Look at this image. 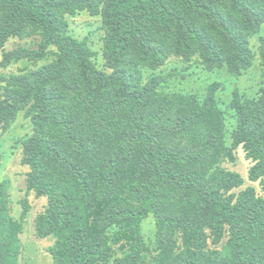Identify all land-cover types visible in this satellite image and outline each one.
Masks as SVG:
<instances>
[{"label": "trees", "instance_id": "1", "mask_svg": "<svg viewBox=\"0 0 264 264\" xmlns=\"http://www.w3.org/2000/svg\"><path fill=\"white\" fill-rule=\"evenodd\" d=\"M84 11L102 18L111 73L69 33L67 17ZM263 25L264 0H0V50L10 38L37 39L4 51L0 68L57 49L48 64L0 74V130L22 112L33 129L23 163L28 190L48 199L35 229L57 239L55 264H264V198L252 186L231 193L245 181L221 166L244 147L249 180L264 191V85L252 96L235 88L222 108V83L182 92L176 69L155 73L171 58H199L240 78L257 35L264 68ZM8 190L0 181V264H18L28 205L15 221ZM150 216L154 248L142 231Z\"/></svg>", "mask_w": 264, "mask_h": 264}, {"label": "rangeland", "instance_id": "2", "mask_svg": "<svg viewBox=\"0 0 264 264\" xmlns=\"http://www.w3.org/2000/svg\"><path fill=\"white\" fill-rule=\"evenodd\" d=\"M69 23V33L71 36L79 40H87L89 46L95 52L92 58L96 67L107 73H111L106 65V60L103 54L104 48V31L102 29V18L100 16H93L89 12H81L76 16L67 17ZM260 35H264V25ZM259 35L251 39V44L256 59L252 69L245 72L240 78H236L227 73L225 70H216L210 72L206 70L199 58L193 59L192 63H182L181 60L171 58L166 65L157 70L156 74H166L170 70L176 69L180 74L175 76V88L182 92H202L207 90L208 86L214 82H220L224 88L220 89L217 96L220 100L222 108H225L232 100V92L235 88H239L243 96L256 95L260 88L264 85V68L261 66V59L259 56L260 42ZM35 36H28L25 39L10 38L4 50H0V61L4 51H12L19 46L36 48ZM57 49L52 47L47 53L44 60L36 63L28 60H22L11 64L7 69L0 68V74L11 75L21 74L22 70L36 69L41 65L50 63L56 58ZM184 68H186L184 70ZM144 77H149L152 73L149 70H143ZM186 76L183 78V76ZM1 86V85H0ZM1 92V90H0ZM229 112V108L226 110ZM233 121H231L232 123ZM228 127L231 124L228 121ZM230 124V125H229ZM32 126L28 119L24 117V113L18 115L17 120L11 125L7 131L0 130V181L9 182L10 195V215L12 218L20 222L24 213V201H27L28 211L24 218L23 229L19 233L21 253L18 258V264H55L51 253V249L55 247L57 239L53 236L47 238H39L36 234V220L40 214H43L48 207V199L45 196H39L34 191H29L27 187L28 174L30 167L23 163L24 153L22 141L32 133ZM235 160L231 161L226 158L221 166L228 171L239 173L245 183L242 187L236 188L231 193L238 195L247 187H254L257 195L264 198V191L260 182H252L249 180L251 168L254 166V161L247 157L244 147L240 146L235 150ZM143 235L150 246L154 248V239L156 236V222L153 216L147 218L143 224ZM229 236L223 240L219 245V249L227 242ZM210 242V241H209ZM179 245L182 248L183 242L179 238ZM123 243L114 245L113 252L117 256L121 254L124 249ZM215 246L210 243V248ZM112 264V262H110Z\"/></svg>", "mask_w": 264, "mask_h": 264}]
</instances>
